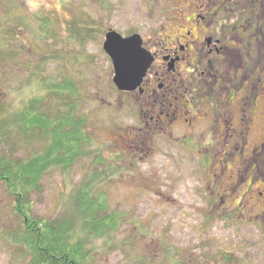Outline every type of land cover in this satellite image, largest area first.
Instances as JSON below:
<instances>
[{"label": "rangeland", "instance_id": "1", "mask_svg": "<svg viewBox=\"0 0 264 264\" xmlns=\"http://www.w3.org/2000/svg\"><path fill=\"white\" fill-rule=\"evenodd\" d=\"M177 8L156 0H0L2 153L29 159L46 148L43 137L24 138L15 128L25 103L45 95L44 111L56 116L78 101L91 137L88 153L69 169L47 168L42 192L30 198L33 216L53 220L64 242L81 245L89 264H264V224L253 222L252 195L248 184L235 182L236 167L210 180L198 157L203 148L167 138L133 142L139 114L114 85L105 36L147 35ZM68 78L79 95L41 86ZM6 190L0 183V264H31L28 235ZM102 193L110 206L100 215H123L117 230L112 222L97 231L85 227V215L96 210L88 204Z\"/></svg>", "mask_w": 264, "mask_h": 264}, {"label": "flooded vegetation", "instance_id": "2", "mask_svg": "<svg viewBox=\"0 0 264 264\" xmlns=\"http://www.w3.org/2000/svg\"><path fill=\"white\" fill-rule=\"evenodd\" d=\"M156 2L172 7L177 2L178 12L147 35L124 36H139L142 50L152 59L136 89L116 88L129 100L131 111L139 114L133 142L145 146L167 138L173 145L203 148L198 157L210 180L223 176L229 166L236 167L235 182L248 184L254 202L252 220L260 227L264 224L260 198L264 196V0ZM240 204L238 213L244 215Z\"/></svg>", "mask_w": 264, "mask_h": 264}, {"label": "trees", "instance_id": "3", "mask_svg": "<svg viewBox=\"0 0 264 264\" xmlns=\"http://www.w3.org/2000/svg\"><path fill=\"white\" fill-rule=\"evenodd\" d=\"M41 86L48 89L49 93L79 95L77 84L69 78L61 83L44 80ZM45 100V95H42L25 103V115H19L14 124L24 138H33L35 134L43 137L47 143L45 150L29 159L4 154L2 148L6 140L5 137H0V183L5 186L13 201L14 212L23 223L26 238L28 235L25 240L26 248L33 256L31 264H89L86 258L88 254L80 255L85 252L81 245L72 242L73 239L64 242L63 235L56 232L53 220L33 216L30 197L36 192H42V180L47 168L55 165L69 169L80 158L79 155L88 153L84 148L91 143V137L86 131L87 120L79 112L78 101H71L67 113L54 116L44 111ZM100 161L104 162L102 159ZM96 197L88 204L96 210L90 208V212L85 215V227L91 230L97 227L93 230L97 231L99 225L107 226L105 224L112 222L115 225L113 228L117 230L122 224L123 215L118 212L100 215L101 210L109 209V199L104 193ZM75 250L78 254H75ZM81 256L84 257L83 260Z\"/></svg>", "mask_w": 264, "mask_h": 264}, {"label": "water", "instance_id": "4", "mask_svg": "<svg viewBox=\"0 0 264 264\" xmlns=\"http://www.w3.org/2000/svg\"><path fill=\"white\" fill-rule=\"evenodd\" d=\"M104 50L112 60L114 85L121 92L136 89L146 75L152 59L141 48L139 36L128 39L115 32L107 34Z\"/></svg>", "mask_w": 264, "mask_h": 264}]
</instances>
